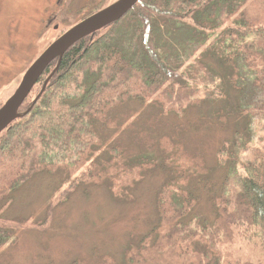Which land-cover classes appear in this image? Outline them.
<instances>
[{
	"label": "trees",
	"instance_id": "trees-1",
	"mask_svg": "<svg viewBox=\"0 0 264 264\" xmlns=\"http://www.w3.org/2000/svg\"><path fill=\"white\" fill-rule=\"evenodd\" d=\"M137 28L152 35L139 41V56L125 45L127 33ZM182 69L200 79L204 94L182 90L180 81L168 103L181 104L189 97L197 105L213 103L209 89L216 90V101L222 103L218 118L232 115L236 125L217 157L230 173L214 194L204 190L211 218L197 216L192 208L201 195L198 179L208 182L211 169L195 156L174 157L182 144L167 135L158 138L159 165L170 176L157 193L165 227L152 231L167 234L156 245L135 248L128 264H168L172 252L180 264H264V0H139L102 33L66 49L40 97L33 105L25 101L20 117L0 133V247L15 239L17 225L2 217L9 195L36 174L58 168L70 173L71 167L73 173L88 166L99 181L108 171L119 174L156 162L150 152L154 140L145 128L135 131L130 143L136 149L130 150L131 145L112 141L104 146L105 136L96 125L116 129L115 104L151 97L157 102L164 91L134 89H152L146 81L172 79ZM129 118L124 113L121 126L126 128ZM258 130L263 136L251 147ZM101 147L109 153L105 160V151L87 156ZM185 215L190 218L184 222Z\"/></svg>",
	"mask_w": 264,
	"mask_h": 264
},
{
	"label": "rangeland",
	"instance_id": "rangeland-1",
	"mask_svg": "<svg viewBox=\"0 0 264 264\" xmlns=\"http://www.w3.org/2000/svg\"><path fill=\"white\" fill-rule=\"evenodd\" d=\"M115 1L0 0V106L17 88L30 63L52 40ZM105 28L97 32L102 33ZM126 36V47L137 56L139 41L152 39V35L140 28L136 32L131 29ZM151 42L146 43V48ZM54 61L49 73L56 67L57 60ZM49 73L31 88L25 101L34 99L36 90L42 89ZM196 75L200 77V71ZM180 81L182 90H201L200 79L182 69V75L175 78H165L160 83L146 81L152 84V89H134L164 91L157 102L151 97L115 104L112 114L120 124L116 129L96 125L105 136L104 146L112 141L128 148L132 146L131 137L137 134L135 131L145 128L154 140L150 152L156 162L142 167L135 165L119 174L104 170L110 175L105 174L99 181L94 179L96 170L88 166L73 173V167L69 169L70 173L58 168L50 174H36L10 193L11 200L2 217L15 222L11 226L17 227L14 229L15 239L0 247V264H128L130 253L135 248L160 243L167 233L152 231V228L160 224L165 227V223L160 222L162 211L158 200L161 199L157 197L170 176L167 169L159 165L158 156H163L158 143L163 135L182 144V151L175 152L174 157L183 160L195 156L211 169L208 182L198 179L201 195L192 208L195 215L211 218V205L204 190L210 188L214 194L225 173H230L225 166H219L217 157L221 147L232 139L236 125L232 115L224 121L218 118L216 111L222 103L216 101V90L209 89L212 93L208 98L213 103L200 102L197 105L189 97L181 104L170 105L168 102H173L170 95L176 90L175 83ZM161 82L165 83L164 86ZM203 94L204 91H200L199 97ZM169 105L170 109L167 108ZM124 113L131 117L126 128L121 126ZM260 126H264L263 121ZM145 135L148 137V133ZM259 136H263V132L258 130L251 147L259 144ZM147 142L142 141V145ZM129 149L136 148L132 146ZM106 150L102 147L90 150L87 156L95 157L105 151L101 155L105 160L109 156ZM95 168L101 170L100 167ZM187 218L190 216L185 215L182 221ZM163 249L167 251L166 246ZM176 257L173 252L168 254V264H180Z\"/></svg>",
	"mask_w": 264,
	"mask_h": 264
},
{
	"label": "water",
	"instance_id": "water-1",
	"mask_svg": "<svg viewBox=\"0 0 264 264\" xmlns=\"http://www.w3.org/2000/svg\"><path fill=\"white\" fill-rule=\"evenodd\" d=\"M139 0H117L100 9L73 25L40 52V55L28 66L17 88L0 106V133L3 132L14 120L20 117L19 109L26 100L31 88L37 83L45 69L57 60L56 67L45 79L42 89L32 100V105L40 97L48 79L57 70L65 50L79 40L92 36L98 30L120 20Z\"/></svg>",
	"mask_w": 264,
	"mask_h": 264
},
{
	"label": "flooded vegetation",
	"instance_id": "flooded-vegetation-1",
	"mask_svg": "<svg viewBox=\"0 0 264 264\" xmlns=\"http://www.w3.org/2000/svg\"><path fill=\"white\" fill-rule=\"evenodd\" d=\"M56 28V27H55Z\"/></svg>",
	"mask_w": 264,
	"mask_h": 264
}]
</instances>
